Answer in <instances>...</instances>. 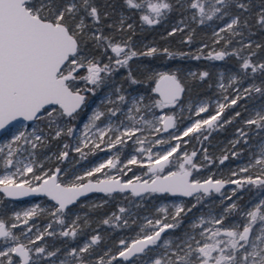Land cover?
<instances>
[{"label":"snow or ice","instance_id":"6c2138e0","mask_svg":"<svg viewBox=\"0 0 264 264\" xmlns=\"http://www.w3.org/2000/svg\"><path fill=\"white\" fill-rule=\"evenodd\" d=\"M124 3L129 9L139 10L140 20L149 26L160 23L177 6L181 11H192L190 19L198 20L201 25L211 21L213 17L220 20L229 17L226 24L214 32V36L217 37L215 42L224 40L225 48L232 44L231 37L243 36V30L251 27L249 19H242L244 14L251 12V0H174V2L124 0ZM103 15L107 18L109 14L105 12ZM101 21V12L95 0H0V130H5L18 118L36 122L37 125L46 124L48 129L46 132L37 126L29 131L28 126L24 125L23 130H17L12 135L11 140L5 145L8 151L3 163L6 169L15 168V171L0 176V192L10 198L25 197L34 193L46 194L55 201V206L49 214L55 218L56 223L64 226L69 206L81 196L93 191L106 194L130 192L134 197L142 196L144 193H171L185 197L201 194L196 197L199 203L204 195L213 191L221 193L226 184L236 185L232 195L247 185L264 190V146H261L258 156L253 155L247 165L240 167L238 172L231 173L232 176L243 174L234 180H214L211 176L203 181L194 178L193 172H198L204 166L197 163L198 152L195 149L191 152L181 151V141L184 145L188 144V140L184 138L190 136L198 138L204 132L211 134L217 127L231 124L241 113L236 112L234 117L221 123L220 117L225 109L236 105L245 95L250 96L253 92L264 96V88L255 84L243 88L242 91L234 88L236 95L231 99L225 96L224 103L217 102L215 114L209 115L206 119H194L183 130H179L177 121L180 117L175 109L179 107L181 114L184 111L181 105L186 90L184 84L174 73H159L154 89L159 94V99L152 100L143 95L125 94V91L120 86H115L114 82L109 84L114 73L121 68H128L133 58L153 56L158 49L151 47L144 52H138L132 47L131 36L117 40L114 35L105 34L103 27L99 26ZM255 23L264 29V6L256 14ZM107 27L113 28V25L109 24ZM238 29L240 31H237ZM116 31L134 33V26L132 23H126V18L121 16ZM176 31L183 32L184 28H173L169 35L175 34ZM221 33L230 36L226 38ZM191 40L192 37L189 35L187 42L190 43ZM243 47L250 49L251 41ZM260 47V44L256 45L257 49ZM96 50L105 55L110 51L114 55L107 56L108 63H102L95 55ZM240 51L210 52L208 58L224 60L226 56L236 55L242 59L240 68L245 72L250 69L253 74L264 73V62L252 61L255 52H251L247 57H241ZM163 52L172 55L168 49H163ZM190 75L196 77L197 73L193 72ZM208 76L207 71L199 73L201 81ZM127 79L132 84L139 82L133 77L130 68ZM222 81L223 75L218 86L226 91L227 87L240 83L241 78L232 76L228 86ZM81 83L83 87L80 86ZM103 86L110 88L109 93L91 112L77 135L78 129L75 125L69 126L62 121L65 118L76 119L86 105L87 94L95 95ZM209 106L206 101L199 102L194 110L191 105L188 110L194 111L195 117H200L202 113L208 112ZM157 108H167L170 111L157 115L154 111ZM113 118L116 123L113 122ZM243 123L249 129L254 126L257 134L264 132V107L255 111L254 115ZM176 131H179L178 135L175 134ZM237 131L239 137L247 143L248 133L243 128ZM161 133H168L167 138H162ZM64 135L73 139L75 143L73 145L64 143L65 151H62L57 159L67 158L69 155L67 149L70 148L81 155H84L83 148L89 145L93 149H98L100 143H105L106 137L108 148H116L117 145H126L132 141L134 145L139 146L136 149L137 153L141 157H146V160L143 158L138 160L133 155L124 167L146 163L148 172L151 173L150 182L141 180L139 176L135 177L136 182L132 179L122 182L115 177H107L96 183H92L91 180L83 183L82 177H76L69 183L62 182L59 176L60 168L44 171L43 164L37 162L34 155L37 149L47 146L50 136L52 139H59ZM203 138L207 140L208 136ZM239 142V139L233 141V146ZM164 145L167 147L164 148ZM157 146H161V150L153 151ZM22 150L28 151L29 157L17 159V154ZM202 151L205 164L213 163L208 156L207 148H202ZM3 152L4 147H0V153ZM232 155L236 156L237 153L233 152ZM228 159V155H224L219 159V163L224 164ZM174 160L175 170H172ZM118 162V157L115 161L109 159L87 172L86 176L91 177L105 167L116 168ZM37 169L40 170V174H37ZM165 169H168L167 174L161 175ZM252 169L258 171L254 175L249 174ZM227 198L231 199V196ZM172 207L174 209L171 215L172 222H166L168 208H160L158 211L164 213V216L155 220L145 217L146 222L137 237L131 241L121 239L119 244L122 250L107 261L103 256L94 262L87 259L93 246L101 241V236L97 233L82 247L69 249L64 254L65 258L59 260V264H113V261L120 259L132 261L141 254L159 249L162 251H157V255L149 258L147 264H264V198L247 210H240L244 218L243 225L224 226L227 216L238 210V204L233 202L219 217L205 220L201 216L198 222L190 225V230L182 237H176L175 240L164 239L161 243L162 234L179 227L178 218L186 214L182 204ZM43 211L36 205L14 215L17 221L28 226L29 221ZM118 211L120 214H126L128 209L120 207ZM80 219L79 216L73 219L59 235L75 239L80 230L78 223ZM102 223L111 224L116 228L129 226L128 219L116 213L103 219ZM17 226L12 224L9 227L0 219V239L11 245L0 249V264H41L42 260L45 264H56L52 258H56L61 249L49 251L45 245L37 246L36 243L43 241L46 235H55L53 231H49L52 228L51 223L44 231L37 230L35 238H29L28 244L20 243L19 236L12 231ZM32 227L34 225L27 227V232H31ZM197 229L199 231H196Z\"/></svg>","mask_w":264,"mask_h":264},{"label":"rangeland","instance_id":"374dc122","mask_svg":"<svg viewBox=\"0 0 264 264\" xmlns=\"http://www.w3.org/2000/svg\"><path fill=\"white\" fill-rule=\"evenodd\" d=\"M192 15V11H183V15L179 19L172 20L171 25L173 28L184 27L185 25H189L190 16ZM124 16L127 20H130L131 13L123 10L120 12V18ZM229 17H225L223 20H220L218 23H213V33L218 31L219 28L223 27L228 21ZM120 20V19H119ZM183 21V24H181ZM130 23L133 21L130 20ZM222 34V33H221ZM146 47L151 48L154 47L153 43L148 41L146 43ZM174 71L177 72L181 70L184 73V77L191 82L190 73L195 72V69L189 67H181L177 66L175 68L170 69L169 67L160 68L159 66H151V69L147 70V78H157L159 73H163L165 71ZM217 71L216 79H215V94H202L194 92L192 86L187 87L184 96L181 100V105L184 108L183 113H180V108H176L178 116L180 117L177 121V129L183 130L187 127L194 119L197 118H208L209 115L215 114L217 102L224 103V97L228 96L229 99L233 98L236 95V92L233 91L234 88H238L241 91L243 88H247L249 85L254 84L253 80L250 78H245L244 75H241L240 72L233 70V68L229 67L226 69L219 68ZM221 75H223V83L228 86L232 76H238L241 78V82L231 87H227V90H223L219 88V83H221ZM120 86L122 90L125 91V94H131L132 96L143 95L147 99H159V96L155 94L152 95L148 89H139L135 86H132L128 82V86L124 87L121 84H117ZM109 90H105L99 95L91 100L88 103V110L85 117L78 120H70L65 118L62 123H66L69 126L75 125L78 129L77 135H79L80 130H82V126L85 122H87L88 117L91 115V112L100 105L101 100H103ZM114 98V97H113ZM208 102L209 109L208 112L202 113L200 117L194 116V111L190 112L188 110L189 105L192 106L193 110L197 106L199 102ZM262 107H264V96L259 98L257 101L251 100L250 96L247 97L245 95L242 100L241 106L233 107L231 111H229L228 117L223 118V114L220 117L221 123L224 120H228L235 116L236 112H240V117H237L233 120L231 124H237L235 127H230L226 130L225 133L218 135L219 137L215 139L209 146L207 143H204L200 146V150L198 152L197 163H200L204 166L200 168V170L194 171L193 176L196 179H207L209 176L212 178H223V179H239L240 174L238 176H232L231 173L233 171L238 172L240 167H243L249 163L253 155L258 156L261 146H264V132H259L257 134V130L253 126L252 129H249L244 125L243 121L251 118L254 115L255 111H259ZM102 110H104L102 108ZM157 115H162L165 112H169L170 109H154ZM119 115V114H118ZM191 117V119H189ZM122 118V117H121ZM78 122V123H76ZM107 121H105L106 123ZM113 122L116 123L115 118H113ZM231 124H227L228 127ZM27 125L28 130L31 131L32 127L39 126L43 128L46 132L48 131L46 124L37 125L36 122L33 121H19L15 123L13 126L7 127L0 135V147H4V152L0 153V176H3L7 173L14 172L15 168H5L4 167V156L6 155L8 149L5 147L7 142H9L12 138V135L17 132V130H23V126ZM103 126V124H101ZM218 128V127H217ZM216 128V129H217ZM243 128L245 132L248 133L247 143L244 142L243 138L239 137L238 129ZM214 130V134H218L217 130ZM174 131V130H170ZM175 134H179V131H176ZM168 133H161L162 138H167ZM201 138L204 136L210 137L209 133L205 132L203 135H200ZM151 138V137H150ZM95 139V138H93ZM107 137L105 138V143H100V147L98 149H93L91 145L83 148L84 155L81 153H77L73 150L67 149L69 155L65 159H57V156L62 151H65L63 148L64 143H68L69 145H73L75 141L70 139L68 136H61L59 139H52L49 137L48 144L46 147L39 148L35 151L34 159L43 164V170L48 171L49 169L55 170L56 168H60V180L64 183H69L75 180L76 177H82V181L85 179L97 178L101 179L102 177H119L120 179H134L136 176L141 177V179L150 180L151 173L148 172L147 165L145 164H137V165H128V167H124L127 164V161L131 159L133 155L137 157L138 160L142 158L146 160V157H141L136 149L139 147L138 145H134L132 141H129L126 145H117L116 148H108L107 147ZM188 140L190 143V137L184 138ZM239 139L240 142L233 146V141ZM99 143V141H95ZM175 143V141H173ZM28 147V146H25ZM164 148L167 145L163 146ZM202 148H207L208 156L215 157L216 160H213V163L208 166L203 162L204 153ZM161 150V146H157L153 149V151ZM194 150L192 145H184L183 141H181V151L191 152ZM219 150L222 153H219ZM233 152L237 153L236 156H233ZM224 155H228L229 159L224 162V164L219 163V159ZM29 157L28 151H21V153L17 154V159H25ZM118 157V164L116 168L105 167L99 173H94L91 177L86 176V173L92 171L94 168L98 167L100 164L106 163L107 160L113 159L114 161ZM175 160L172 166V170H175ZM129 168L131 169L129 171ZM168 169H165L164 173L166 174ZM258 169H252L249 174H255ZM37 174H40V170L37 169ZM236 188V185L231 184L221 190V193L212 192L208 195H204L203 198L197 203V195L195 194L191 197H185L182 195H173L171 193H146L139 197H134L129 192L127 194L121 195L118 192L113 193L114 196H110L106 193H93L90 196L84 197L81 200L77 201L69 209L65 214L66 223L64 226L59 225L55 222V218L51 216L49 213L53 210L55 206V201H52L46 195H39L38 197H32L28 199H18L13 200L11 198H6L2 192H0V219L4 220V222L11 227L12 224H17L18 226L12 231L15 235L19 236V241L24 244H28L29 238L34 239L37 230L44 231L49 223L52 224V228L49 231H53L55 235L53 236H45L43 241H37V246L45 245L47 250L54 251L56 248L61 249L60 253L57 254L56 258H52L56 261V264H59L60 259L65 258V253L71 249L72 247H82L84 243L88 242L91 236L96 235L97 233L101 236V241L93 246L91 250V254L87 255V259L89 261H98L99 257L103 256L105 261L110 259L112 255H115L118 251L122 250L119 241L124 239L126 241H131L135 239L137 235L140 233L141 227L145 224V217L149 219H158L164 216V213L159 212L160 208L167 207L168 208V219L166 222H172L171 215L174 211L173 205L182 204L185 208V213L182 214L179 219V227L167 230L163 233L161 238V243L164 239H173L176 237H182L184 233L190 230V225L194 222H198L199 217L203 216L205 220H210L213 217H219L222 213H224L225 209L233 202L238 204V214L232 215L229 214L227 218L224 220V226L229 227L233 224H241L244 223V218L240 210H247L251 206H253L256 202H258L261 198H264V190H259L254 186L247 185L242 189L236 191L235 195H232L233 189ZM231 196V199L227 197ZM39 205L40 209L44 211L39 213L37 216L33 217L29 221V225L25 226L22 222L17 221L15 219V213L20 212L23 213L25 210ZM195 205V207H193ZM120 207H124L128 209L126 214H120L118 209ZM191 209V211H188ZM113 213L117 215H123L125 219H128L129 226L116 228L111 224L104 225L102 223L103 219L108 218ZM79 216L81 219L78 221L80 225V230L78 231L77 237L72 239L70 237H62L59 235L60 231L67 228V226L71 223L73 219ZM135 221V223H133ZM32 227L31 232H27V227ZM211 226V225H209ZM128 230H130V234H128ZM196 231H199L197 229ZM24 233H27L26 235ZM199 239V236H197ZM7 246H11L6 244L2 239H0V249H3ZM29 247H33V245H29ZM157 251H162L159 249ZM157 251L146 252V254H141L137 258H133L132 261H123L122 259L113 261V264H147L149 258H154L157 255ZM107 253V255H106ZM41 264H45V261H41Z\"/></svg>","mask_w":264,"mask_h":264},{"label":"trees","instance_id":"16d2710c","mask_svg":"<svg viewBox=\"0 0 264 264\" xmlns=\"http://www.w3.org/2000/svg\"><path fill=\"white\" fill-rule=\"evenodd\" d=\"M174 2V0H173ZM96 6L100 9L102 21L100 27H103L105 34L114 35L117 40H124L131 36L132 47H134L138 52H144L148 49L146 47V43L148 41L152 42L154 47L158 49V52L153 56H137L133 58L129 62L128 68H123V73L120 75L115 72V75L109 81V84L114 82V85L117 86L119 81L123 85H126L128 76V69H131L133 77L139 81L136 84L130 85L135 86L136 88L141 89L142 83L144 81L143 75L147 70L151 69V66H159L160 68L169 67L170 69L175 68L177 66L181 67H189L195 69V73H197L196 77H191V82L184 77V73L179 70L175 72L181 81L185 84V89L192 86L193 91L202 94H215V79L217 75V71L219 68H233V70L240 72L241 75H244L245 78H250L253 80V83L257 86L264 88V73H251L249 69L247 72L240 68V64H242V59L236 55L226 56L224 60H213L208 58V54L210 52L214 53L220 50H226L228 52H232L233 50H241L240 56L247 57L251 52H255L256 55L252 57L253 63L264 62V29H261L255 23L256 14L260 11L261 7L264 6V0H251V12L250 14H244L243 18L249 19V23L251 25L250 29L243 30V36H235L232 38V44L225 48L224 40H221L219 43H216L217 37L214 36L213 33V23H218L220 19L213 17L211 21H206L203 25L198 23L197 21H189L188 26H184V31H176L175 34L169 35L172 32V20L179 19L183 15V11L179 10V6L174 8V10L167 14L165 18L161 20L160 23L156 25H147L144 24L140 20L141 12L139 10L129 9L124 3V0H95ZM126 10L131 13L130 20L133 21L134 33L132 31H116V26L118 25V21L120 19V12ZM147 11V9H145ZM235 11V9H233ZM107 12L109 15L107 18H104V13ZM130 20H127L126 23H130ZM109 24L113 25V28H108ZM237 31H240L239 29ZM191 35V42H187V37ZM226 38L230 36V34H224ZM251 41L252 47L250 49L244 48L243 46L248 44ZM260 44L261 47L259 49L256 48V45ZM91 47V44L89 45ZM163 49H168L169 52L172 53L169 56L167 53L163 52ZM95 55L101 59V62L108 63L107 61H102L104 58L107 59V56L114 55L110 51L105 55L100 50H96ZM196 56H200V59H195ZM207 71L209 76L205 78L203 81L199 79V73ZM122 78V80L120 79ZM148 79V83H149ZM151 84H147V89H150ZM107 89H110L108 86ZM186 91V90H185ZM249 95H247L248 97ZM258 93L253 92L250 95L251 100L257 101L259 98H262ZM242 100H239L236 105H233L229 108L225 109L223 114V118L228 117L230 114L229 111L233 107L241 106ZM84 113L80 111L79 115L76 117L78 122L82 119ZM76 122V123H78ZM237 124H231L228 127L227 124H224L223 127H218L217 133L214 134V131L211 132L210 137L207 140L198 138L195 136H191L190 143L187 145H192L195 150H200V146L204 143H207L209 146L215 139L228 130V128L235 127ZM205 133V132H204ZM207 133V132H206ZM186 145V146H187ZM219 153H222L219 150ZM211 159L215 160V157L209 156ZM204 162V159H203ZM205 163V162H204ZM207 166L209 164H206ZM120 193V192H118ZM126 194V192H124ZM124 193H120L124 195ZM129 192H127L128 194ZM155 194V193H151ZM110 196H114V194H109ZM128 234H130V230H128ZM128 263V261L126 262Z\"/></svg>","mask_w":264,"mask_h":264},{"label":"flooded vegetation","instance_id":"af4514ba","mask_svg":"<svg viewBox=\"0 0 264 264\" xmlns=\"http://www.w3.org/2000/svg\"><path fill=\"white\" fill-rule=\"evenodd\" d=\"M108 59H106V58H104V60H102V61H107ZM103 63V62H102ZM123 73V68H121V69H119L118 70V72H117V74L118 75H120L121 76V74ZM145 73H146V71H145ZM144 73V75H143V79H144V81H143V83H142V88L143 89H147V84H151L150 85V89H149V91H150V93L152 94V95H154L155 96V94H156V92L154 91V89H155V81H156V79L158 78H147L146 77V74ZM114 75H115V73H114ZM113 75V76H114ZM121 80H122V78H120ZM148 79H149V83H148ZM122 81H119V85L121 84L122 86H124V87H126V86H128V82H130V81H127V83H126V85H123L122 83H121ZM81 87H83V83H81V85H80ZM107 86H103V87H101L99 90H97L96 91V93H95V95H91L90 93L89 94H87V96H88V99H87V101H86V105L83 107V109H82V111L81 112H83L84 113V116L83 117H85L86 116V114H87V110H88V103L91 101V100H93V99H95L98 95H99V93H101V92H103V91H105V90H109V89H107L106 88ZM157 95V94H156ZM216 160V159H215ZM97 179V178H96ZM214 179H220V178H214ZM221 179H223V178H221ZM86 180V179H85ZM200 180H204V179H200ZM223 180H227V179H223ZM231 184H227V185H225V187H227V186H230ZM224 187V188H225ZM232 215H239L238 214V211H236V212H233V214ZM7 225V224H6Z\"/></svg>","mask_w":264,"mask_h":264},{"label":"water","instance_id":"95a60500","mask_svg":"<svg viewBox=\"0 0 264 264\" xmlns=\"http://www.w3.org/2000/svg\"><path fill=\"white\" fill-rule=\"evenodd\" d=\"M165 72H167V73H169V74H176L173 70L172 71H165ZM164 73V72H163ZM177 75V74H176ZM177 77H178V79H180L179 78V76L177 75ZM157 80V79H156ZM180 81H181V79H180ZM181 83L182 84H184L182 81H181ZM184 86H185V84H184ZM155 87H156V81H155ZM158 96H159V94L158 93H156ZM183 96H184V94H183ZM182 96V97H183ZM19 121H24L22 118H18V120L17 121H13L10 125H8L7 127H10V126H13L15 123H17V122H19ZM4 130H0V135H1V133L3 132ZM167 174V173H166ZM161 175H165V174H161ZM113 177H115L116 179H118V180H120V181H122V182H126L127 180H129V179H120L119 177H116V176H113ZM107 177H102L101 179H96V178H92V179H86V180H83L82 182L83 183H88L89 182V180H91V182L92 183H96L97 181H99V180H104V179H106ZM214 179V178H213ZM221 179V178H220ZM134 182H136L135 181V178L134 179H132ZM141 180H143V179H141ZM145 180H147V179H145ZM151 180V179H150ZM150 180H149V182H150ZM205 180V179H204ZM215 180V179H214ZM223 180V179H222ZM201 181H203V180H201ZM227 185V184H226ZM3 193V192H2ZM93 193H103V192H99V191H93V192H89V193H87L86 195H84V196H81L77 201H79V200H81L82 198H84V197H87V196H90V195H92ZM144 194H146V193H144ZM144 194H142V195H144ZM39 195H46V194H44V193H34V194H31V195H28V196H25V197H20V198H11V199H13V200H18V199H28V198H32V197H38ZM173 195H180V194H173ZM195 195V194H194ZM5 196V195H4ZM47 196V195H46ZM6 198H10V197H7V196H5ZM50 198V197H49ZM76 201V202H77ZM75 202V203H76ZM69 207H71V205L69 206ZM163 235V234H162ZM20 243H23V242H21V241H19Z\"/></svg>","mask_w":264,"mask_h":264}]
</instances>
